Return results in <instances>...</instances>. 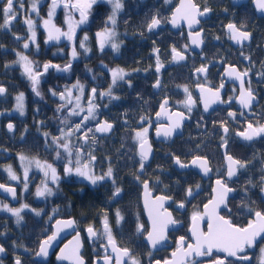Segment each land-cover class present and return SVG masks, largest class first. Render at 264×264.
<instances>
[{"label": "flooded vegetation", "instance_id": "1", "mask_svg": "<svg viewBox=\"0 0 264 264\" xmlns=\"http://www.w3.org/2000/svg\"><path fill=\"white\" fill-rule=\"evenodd\" d=\"M156 1L158 3H155ZM121 2L123 7L116 21L121 18L122 20L134 19L140 14L148 16L143 28L126 29L114 26L116 42L119 45L118 50L123 46L124 38L127 36L133 37L136 48L141 49L136 52V61L130 69L120 66L112 68L125 73L119 86L115 85L113 89L120 86L122 87V90L119 88L120 91L132 89L130 95L133 109L132 124H128L123 117L124 125L119 127L131 131L130 139L135 148L133 168L137 174L135 185L139 209L131 222L134 229L140 225L143 226L144 230L137 232L142 241L147 224L140 207V192L141 184L146 181L153 197L162 195L171 200L165 208L171 212L173 220L179 223L178 227L168 231L166 247L156 252H150L147 249L151 254L148 258H142L139 255L137 261L140 264H151L153 261L169 258L170 253L177 248L180 236H185L189 242L191 241L188 229L192 215L196 212L203 213L204 204L212 199V189L218 187L216 180L226 178L228 165L225 155L233 157L246 167L236 166V175L230 180L226 179L228 187L233 189L226 198L230 211L223 210L222 206L220 214L231 219L238 226H246L247 221L253 219V216L249 214V209L264 211V184L261 183L264 177V136H257L249 141L237 135L238 132L245 131L249 122L254 126L264 125V10L256 6V0H193L201 10L208 8L210 11L198 17L199 23L194 29L187 30L184 25H180L173 30L169 27L168 20L178 0H169L167 3L165 0H121ZM30 4L31 0H23V9H20L17 4L19 14L11 29H0V86L6 89V92L0 95V100L3 101L0 105V113L10 111L14 98L23 93V118L26 115L33 117V123L21 125L22 129L17 133L15 125L17 120L22 119L21 117L11 112L10 116L5 114L0 118V137L11 139L0 141V184L14 187L16 191V198L0 194V202L12 208L28 205L21 212L22 219L19 223L11 213L0 209V246L4 248V252L0 253V264H15L17 257L21 264H66L57 262L56 254L59 247L75 233H78L81 239L80 256L84 264H97V262L103 264L107 238H87L85 230L91 226L98 233H103V222L107 219L116 244L121 248H127L121 244V240H129L127 232L124 233L126 221L123 203L126 199L125 193L128 191L124 184V173L120 167L116 166L111 152L106 149L103 150L100 158L94 154V161H90L91 156L89 155L92 151L86 152L83 156L89 159L91 171H94L97 176L106 173L111 167V178H106L93 185L84 178L78 179L74 174L64 173L63 168L66 161L56 159L54 146L49 144L48 140H39V138L50 137V135L45 137L44 134L39 133V129L43 128L39 125V99L42 94L37 96L32 91L31 82L23 74V68L14 61L18 59L17 52L27 55L33 62L34 69L40 73L39 81H44L48 85L55 84V87L54 85L48 86L46 96L43 95L49 102H54V100L64 102V99L58 97L59 86H62L63 91L64 88L79 83L87 95L93 88L97 89V94L101 91L107 92L112 83V74L109 72L106 57L108 47L104 44L101 49V43L97 41V33L103 32L106 27H112L107 21L111 14V6L102 1L93 4L89 10L87 22L76 29V36L70 42L64 37H61L59 41H47V31L43 27V20L47 19L51 0H39V16L29 11ZM25 16H31L36 22L35 43L28 39L30 34L24 24ZM154 16L161 18V23L156 29L149 31L147 25ZM65 19L63 8H58L53 22L59 23L63 31H67L64 24ZM74 19L79 20V13H74ZM2 23V13H0V24ZM229 23L236 25L238 30L249 33V39L240 43L231 40L227 28ZM190 32L193 36L199 33L201 44L199 51L190 48L188 39ZM85 35L88 37L86 47L89 51L87 52L79 47ZM16 36H20L21 39L17 40ZM25 42L30 45L28 49L23 47ZM73 46L77 52L75 58L71 55ZM173 48L185 56L183 61L171 64ZM97 53L100 55L99 59L96 57ZM158 60L159 72L156 71ZM44 64L59 65L60 69L69 64L71 67L67 71L49 68L47 72H44ZM230 66L241 73L247 72V75L243 77L244 89L245 91L250 90L254 97L248 108H243L236 100L240 92V81L226 75V69ZM200 67L206 68L207 71L197 73L196 69ZM222 83L224 87L221 89ZM39 85L40 83L37 86L38 90ZM199 85L206 88L211 87L213 90L220 89L221 99L228 101L232 98L231 104L227 102L212 104L205 111L203 100L201 99L200 102L197 91ZM185 87L188 93H185ZM53 92L56 95H53ZM119 94L115 95L112 92L111 97L100 96L102 109H107L111 104H116L122 109L128 105L125 92ZM188 95H191L194 101L190 113L184 107V101ZM97 98L96 95L95 100ZM165 100L168 101L167 111L169 113L183 112L188 119L182 124L179 135L166 141L155 140L153 134L157 127L167 126L169 123L166 118H155ZM229 112L234 115L229 116ZM9 121L13 125L10 132L5 127ZM225 127L228 128L227 134L224 132ZM144 128L148 129L147 140L152 149V158L149 162L144 161V168L141 170L140 155L136 150L139 143L134 137L137 131H142ZM29 130H32L30 136L34 140L23 142L22 139L26 137V132ZM225 140H227L226 145ZM74 143L72 140L71 145L73 149H76L81 147L85 141L82 139L80 146L77 147H74ZM188 143L194 148L195 153L191 155L187 150ZM23 144L28 145L29 150H22ZM60 151L63 152V149ZM20 155L28 159L46 161L56 167L60 179L55 184L49 179L48 183L53 190V195L36 196V189L41 186L44 175L34 166L28 174V190H24ZM195 156L208 161L207 166L211 171L207 175L202 169L201 173H198L194 169H178L174 166V159L177 157L183 164H187ZM8 166H12L21 182L8 180L7 173L4 171ZM117 187L121 189V192L113 197V192ZM189 188L193 190L192 196L187 194ZM76 197H85L88 201H93L91 205L93 208L83 214L80 210L76 213ZM180 203L184 204L183 208L178 207ZM33 209L41 214L37 216L35 211H32ZM118 211L122 217L119 222L116 215ZM57 219H72L74 230L72 234L59 241L45 261H39L35 259L39 245L52 233V224ZM201 227L207 230L206 218L201 222ZM129 250L133 255L134 251ZM258 253V247L249 250L250 255L255 256ZM224 256L225 254L214 251L211 257L197 259L201 260L202 264H207L212 263L214 258ZM225 264L228 262L226 261ZM252 264H256L255 259Z\"/></svg>", "mask_w": 264, "mask_h": 264}, {"label": "snow or ice", "instance_id": "2", "mask_svg": "<svg viewBox=\"0 0 264 264\" xmlns=\"http://www.w3.org/2000/svg\"><path fill=\"white\" fill-rule=\"evenodd\" d=\"M98 0H51L50 8L47 13V19L43 20V27L47 31V41H59L61 37H64L66 40L72 42L76 36V29L85 24L88 20L89 10L92 5L97 3ZM102 2H106L111 6V14L108 16V22L112 25L111 28L106 27L102 33H97L98 37H102L101 41V49L105 43H111V47L114 50H118L119 45L113 42V38L116 36L114 31V26L116 25V17L122 9L123 5L121 0H102ZM165 2H169V0H165ZM17 4H19V8L23 9V0H0V13H2L3 23L0 24V29L10 30L14 21L17 20L18 16V8ZM39 0H31L30 9L31 13H35L39 16V8H38ZM256 6L264 10V0H256ZM63 8L65 13V23L68 28L67 31H63L60 27H57L53 22L56 10L58 8ZM210 11L208 8H204L201 10L193 0H181L179 7L175 9V12L172 15L171 23L172 25L178 26L180 21H186L189 29H192L193 25L199 23V16H203L205 13ZM74 13H79V20L74 19ZM161 23V18L158 16L152 17L150 22L147 25L149 31L159 26ZM24 24L27 26V31L30 34L28 39L35 43L36 38V22L31 18V16H25ZM229 30V38L237 43L241 41L249 39L250 34L246 31L238 30L236 25L229 23L227 25ZM190 37H192L193 44H199V33H196L193 36L192 32L189 33ZM16 39H21L20 36H16ZM88 40L87 35L84 36L83 40L80 41L79 47L83 48L85 52L89 51L86 47V41ZM46 41V42H47ZM29 43L25 42L23 47L25 49L29 48ZM18 59L14 61L15 64L20 65L23 68V74L27 76L29 81L31 82L32 91L40 96L37 86L40 83L39 75L40 73L34 69L33 62L29 60L28 56L22 54L20 52L16 53ZM72 57L75 58L77 56V52L75 46H73V50L71 53ZM173 59L174 60H184L185 56L180 52L173 48ZM71 65L65 66V68L60 69L59 65L52 64H44L43 71L47 72L49 68H56L57 70L67 71ZM156 71H160L159 60L157 61ZM197 73H205L207 70L204 67H200L196 69ZM226 75L229 78L240 81V92L239 96L236 97L237 102L243 107H250L253 100V93L249 91H245L244 89V79L243 77L247 75V72H239L234 67L230 66L226 69ZM125 77V73L122 70H114L112 72V85H116L118 81H122ZM157 85H159V81H157ZM224 87L223 83L220 85L222 89ZM74 89L79 90L83 93V86L79 83L73 85ZM199 90L201 92V99L203 100L204 110L207 111L212 104L216 103H229L231 104L232 98H229L228 101H224L221 99L220 89L213 90L211 87H204L203 85H199ZM185 93H188V89L185 87ZM6 92V89L3 86H0V94ZM56 95L55 92L52 93ZM73 92L71 90H65V92L60 93V98L67 99L69 104L72 103L71 97ZM97 95V89H91V95L88 97V108L86 110V115L81 116V113L85 111V109L81 106L80 96H76L75 107L69 110L67 116L63 118L61 121L67 126L74 124L73 130L65 131L64 129H59L61 135L58 137H53L51 140V144L54 146L53 151L56 152L57 160L66 161L63 171L66 175H71L75 173L76 176L82 177L91 184L96 185L99 181H103L106 178L112 177V168L109 167L106 173H102L97 176L94 171H90V164L84 163L81 159L83 149L76 148L73 149L71 145V137L76 133H80V136H77V139H84L85 143L88 140V133L93 132L91 127H88L89 122L97 121V125L95 127V132L105 133L108 132L112 125L104 122L101 124L97 120L96 114V105L93 103L94 99ZM101 97L104 95L112 96V88L111 86L107 90V92H101L99 94ZM114 98V97H113ZM16 110L21 114L24 113V105L23 99L24 94L20 93L16 96ZM168 101L165 100L160 108L161 110L156 113L157 118H166L168 120V125H161L157 128V135L159 136L163 133L164 136H171L172 133L178 129L181 125V121L184 119L183 112H175L169 113L167 111ZM194 106V101L192 100L191 95L187 96V99L184 101V107L190 113L192 111V107ZM67 105H61L62 110L66 108ZM232 112H229V116H233ZM71 116L80 117L79 122H73L70 120ZM143 119V118H142ZM13 128L12 124L8 125V129L11 131ZM147 132L148 129L144 128L142 131H137L135 133L134 139L139 143L140 148V168L143 170L144 161L148 159L149 154V146L147 141ZM225 134L228 132V128H224ZM45 137H48L49 134L45 133ZM238 136L242 137L245 140H253L254 137L264 136V125L257 124L254 126L251 122L247 124V128L245 131L238 132ZM224 144H227V140L224 141ZM63 149V152L60 151ZM19 160L21 161V166L23 168V184L24 190H28V180H29V171L33 168V166L42 171L44 175V179L41 182V186L36 189V196H51L53 195V190L48 186L49 179L52 183H58L60 177L57 173L56 167L53 166L52 163L41 162L38 159H28L27 157L20 155ZM95 157L91 156L90 161H94ZM227 160L229 161L227 175L226 178H218L216 180V185L212 189L213 196L212 199L208 201V203L204 204L203 213L196 212L191 217V242H189L185 236H180L177 241V248L172 252V259L165 260L164 264H202V261L197 258L203 257H211L213 252L224 253L225 256L223 258H214L212 264H225L227 261L228 264H252L253 259H255L256 264H264V211H253L249 209V214L253 216V219L247 221L246 226H238L233 223L231 219L225 218V216L221 215V207L223 206V210L230 211L228 209V205L226 202V198L230 192L233 191L232 188L228 187L226 183V179L230 180L233 176L236 175V166L241 168L246 167L245 164L240 161L234 160L233 157L227 156ZM175 164L179 165L181 168L188 167V165L183 164L180 159L175 158ZM191 164L193 166L200 167L204 174L207 175L211 169L207 166L208 161L200 156H196ZM7 173V178L9 181L21 182L20 177L13 170L12 166H8L4 169ZM114 183V182H113ZM261 183L264 184V177L261 179ZM145 188V208L148 211L149 219L151 221V231L147 232V240L150 242L153 248L156 247L157 244L166 240V231L169 225H175L177 221L173 220L171 217V213L164 208V202L168 199L165 196H158L154 200L147 199L148 193V183L144 182ZM199 188V186H197ZM0 190H3L6 193H10L13 198H16V191L14 187L7 186L5 184H0ZM121 192L119 187L115 188L113 192V197L118 196ZM187 194L189 196L193 195V190L189 188L187 190ZM28 205H23L21 208H12L7 204H3L0 202V209L11 213L13 216L17 218V223L22 219L21 212L24 208H27ZM178 207L183 208L184 204L180 203ZM35 211L36 215L39 216L41 213L39 211ZM117 221L119 222L122 217L120 216L119 211L116 213ZM207 219V230L205 231L201 227V222ZM74 221L66 220L56 221V230L45 240L40 243L39 250L37 251V256L47 257L49 248L52 246L53 242L57 240L60 232L66 228L72 227ZM143 226L140 225L137 228V232H141ZM87 232L89 238L94 237H106L107 245L104 246L105 256L103 257V264H140L139 261L135 260L132 257V253L127 248H120L111 233L109 228V224L107 219L103 222V233H98L93 227L89 226L87 228ZM111 247L114 256L108 255L107 250L108 247ZM259 248L258 255H250L249 250ZM80 249V237L79 234L74 237L72 241L69 242L68 245H65L63 249L60 251V255L57 256L58 260H71L72 264H84L82 257L79 254ZM4 252L3 246H0V253ZM127 258V259H126ZM15 264H21L19 257H17ZM99 264V262H97ZM159 264V262H157Z\"/></svg>", "mask_w": 264, "mask_h": 264}, {"label": "trees", "instance_id": "3", "mask_svg": "<svg viewBox=\"0 0 264 264\" xmlns=\"http://www.w3.org/2000/svg\"><path fill=\"white\" fill-rule=\"evenodd\" d=\"M155 3H158L157 1ZM157 5V4H156ZM148 16L144 14H140L138 17L134 19H126L122 20V18L116 21L117 27H122L126 29H133L134 27L143 28L145 26V23L147 22ZM138 50H141L140 48H136L133 37H125L124 38V44L121 46V48L116 51L112 52V50L108 49L106 53L107 57V64L109 67L111 66H120L125 69H130L132 67V64L136 61L137 55L136 52ZM97 59H99L100 55L96 54ZM132 80V75L130 76ZM60 81V85H61ZM55 84H46V82L42 81L39 85V92L42 94V97L39 99V125L42 126V129H39V133L45 134L48 133L50 137L48 138H39V140H48V143H51V140L53 137H58L61 135L59 129H64L65 131L73 130L74 124L69 125L66 127L64 123L61 121L65 116L68 115L70 110V104H65L63 101H57L54 100V102H49L48 99L44 96H46L47 93V87L52 86ZM21 86V85H19ZM116 86H119L118 84ZM122 88L121 86L117 89H113V94L120 95V92H125V99L128 105L124 106V108H118L116 104H111L107 109H100L98 113V118H105L108 121H111L115 125L114 132L107 137H96L93 132L88 133V140L87 142L91 143V151L93 154L98 155L99 157L103 154V150L106 149V151H110L111 155L113 157V160L115 161L116 166L120 169H122L125 177L124 184L126 185V188L128 191L125 193L126 199L123 203V213L125 216V232H127V238L129 236V240H121L122 246H125L129 249H131L134 252L138 251V254L142 258H148L151 254L148 252L145 244L141 241L139 234L137 233V228L134 229V226L131 222L132 218L137 215L138 212V193L137 188L135 185V178L137 176L135 169L133 168L135 166L134 162V154H135V148L134 143H132L130 139V130H124L119 128L120 126L124 125L122 122L123 117L127 120L128 124H132V100L130 98V95L132 94V89L120 91ZM59 92H62V86H59L58 88ZM122 90V89H121ZM44 95V96H43ZM3 101L0 100V105H2ZM61 105H67L66 108H63L62 110H59L61 108ZM110 105V104H109ZM26 115L21 120L16 121V127L15 131L16 133L19 132L22 128L21 125H29L33 123V117ZM70 120L73 122H79L80 117L71 116ZM97 122L94 121L91 124H88V127L93 126V124ZM32 130L26 132V137H24L22 140L23 142L34 140L30 133ZM51 134L53 137L51 138ZM80 133H76L73 137H71V142L74 140V142H82V139H77V136H79ZM16 140V138H14ZM13 139V141H14ZM6 140H11L9 138L0 137V141L4 142ZM22 150H29V146L26 144H23L21 146ZM187 150L189 155L195 153L194 148L188 143ZM94 202H90L87 200V198L82 197H76L75 198V205H76V213H79V210L81 213H85V211H88L89 209H92L93 206H91ZM128 230V231H127ZM129 233V235H128ZM134 233V234H133Z\"/></svg>", "mask_w": 264, "mask_h": 264}, {"label": "water", "instance_id": "4", "mask_svg": "<svg viewBox=\"0 0 264 264\" xmlns=\"http://www.w3.org/2000/svg\"><path fill=\"white\" fill-rule=\"evenodd\" d=\"M180 3H181V0H178V3H177V5L174 7L173 12H172V14H171V16H170V18H169V20H168V25H169V27H170L171 29H173V30H175L176 28L180 27V25H184V26L186 27V29L189 30V27H188L186 21H180V22H179V25H178V26H175V27H174V26L172 25V23H171L172 15H173V13L175 12V9H176L177 7H179ZM196 26H197V24H196V25H193L192 29H194ZM156 28H157V27H156ZM156 28H154V29H156ZM147 29H148V28H147ZM188 39H189V43H190V44H189V45H190V48H191L192 50H194V51H199V47H200L201 44H200V43H199V44H193V43H192V37H190V35H188ZM181 61H183V60H174V59H173V61H172L171 64H174V63H176V62H181ZM196 90H197V89H196ZM197 91H198V93H199L200 102H201V92H200L199 89H198ZM3 94H4V93H3ZM3 94H0V95H3ZM90 95H91V90H90L89 93H88V97H89ZM87 101H88V99H87ZM160 110H161V108L159 109V111H160ZM159 111H158V112H159ZM155 118L158 119L157 116H155ZM187 119H188V118L184 116V119L181 121V125H180V127H179L178 129H176V130L172 133L171 136H164L163 133H161V134L158 136V135H157V131H156L157 129H156V130L154 131L153 138H154L155 140L166 141V140H168V139H171V138H173V137L179 135L180 132H181L182 124H183L185 121H187ZM98 121L101 122V124L104 123V122H107L108 124H111L112 127H111V129H110L108 132H105V133L95 132V127H96V125H97V122H96V123L94 124V127H93L94 134H95L96 136H98V137L109 136V135L112 133L113 129H114V124H113L112 122L106 120L105 118H100ZM9 124H12V122H10V121L7 122L6 125H5V127H6L7 131L10 132V130L8 129V125H9ZM157 128H158V127H157ZM12 129H13V128H12ZM11 131H12V130H11ZM147 141H148V140H147ZM148 146H149L150 151H149L148 159L146 160V162H149V161L151 160V158H152V149H151V147H150V145H149V141H148ZM136 150H137V153L139 154V152H140L139 144H137ZM227 156H228V155H225V161H226V164L228 165V164H229V161L227 160ZM195 157H196V156H195ZM195 157L191 158L190 161L186 164V165H188V167L181 168L179 165L175 164V159H174V166L177 167L178 169H194V170H196L198 173H201V168H200V167H198V166H193V165L191 164V161H192ZM147 193H148L147 199H149V200H154L156 197H158V196H162V195H157V196H154V197H153V196H152V193H151V191H150L149 189H147ZM0 194H2V195H7V196H10V195H11L10 193H6V192H4L3 190H0ZM145 199H146V196H145V188H144V182H143V183L141 184V192H140V207H141V209H142V212H143V215H144V218H145L146 224H147V230H146L145 234H144L143 237H142V241H143V243L145 244V246L147 247V249H148L150 252H156V251H159L160 249L166 247L165 244H166V242H167V233H168V231H170L171 229H174V228L178 227L179 223H176L175 225H169V227H168V229H167V231H166V240L163 241V242H161V243H159V244H157L156 247L153 248L152 245L150 244V242H148V240H147V232H148V231H151V221H150V219H149L148 211H147V209L145 208ZM170 201H171V200L168 198V199L164 202V208H165V205L168 204ZM165 209H166V208H165ZM167 211H168L169 213H171L169 210H167ZM171 217H172V215H171ZM172 219H173V217H172ZM57 220L66 221V220H72V219H57ZM57 220H56V221H57ZM56 221H54L53 224H52V233L56 230ZM72 221H73V220H72ZM190 228H191V220H190V225H189V229H188V231L190 230ZM73 230H74V224H73L72 227H70V228H66V229H64L63 231L60 232L59 236L57 237V240L54 241L53 244H52V246L49 248L48 256H49V254L51 253V251H52L55 247H57L59 241H60L62 238H64L65 236H68V235L72 234ZM52 233H51V234H52ZM85 233H86V237L89 238V235H88L87 229L85 230ZM51 234H50V235H51ZM76 235H77V233L73 234V235L69 238V240H67L66 242H64V243L59 247V249H58V251H57V254H56V261H57V262H59V263L62 262V263H66V264H72V261H71V260H58V259H57V256L60 255V251H61V249H63V248L65 247V245H68L69 242L72 241ZM189 236H190V239H191V232H190V231H189ZM90 239H94V238H90ZM44 240H45V239H44ZM41 242H42V241H41ZM190 242H191V241H190ZM107 243H108V242H107ZM106 245H107V244H106ZM39 247H40V245H39ZM120 248H121V247H120ZM81 249H82V244H81V239H80V249H79V254H80V252H81ZM38 250H39V248H38ZM175 250H176V249H175ZM175 250H174V251H175ZM214 251H215V250H214ZM172 252H173V251H172ZM172 252L170 253V257L167 258V259H165V260H170V259H172V256H171ZM104 253H105V252H104ZM107 253H110L112 256L115 255V253L112 252L110 246L108 247ZM218 253H219V252H218ZM223 254H224V253H223ZM48 256H47V257H48ZM47 257L37 256V255H35V259H37V260H39V261H45V260L47 259ZM126 259H127V258H126ZM165 260H162V261L156 260V261L151 262V264H157V262H159V264H164V261H165ZM83 261H84V260H83ZM207 264H212V263H207Z\"/></svg>", "mask_w": 264, "mask_h": 264}, {"label": "rangeland", "instance_id": "5", "mask_svg": "<svg viewBox=\"0 0 264 264\" xmlns=\"http://www.w3.org/2000/svg\"><path fill=\"white\" fill-rule=\"evenodd\" d=\"M98 1H102V0H98ZM107 21H108V18H107ZM56 24V26L57 27H59V23L57 24V23H55ZM64 24H65V27H66V29L68 28V26H67V24L64 22ZM108 24H109V26L111 25L109 22H108ZM99 33H102V32H99ZM102 37H97V41H99V43H101V41H102ZM116 39H117V37L115 36L114 38H113V42H115V43H117L116 42ZM105 44H107V47H108V49L110 48V50H112V52H116V50H114L112 47H111V43H105ZM112 68H115V66L114 67H109L108 66V69H109V72H110V74H112V72L114 71V70H119V69H112ZM111 70V71H110ZM119 82H121V81H118L117 83H116V85L117 84H119ZM73 85H75V84H73ZM73 85H70L68 88H64V90L62 91V92H65V90L67 89V90H71L72 92H73V95H72V97H71V100H72V103L70 104V109L71 108H73V107H75V103H76V100H75V98H76V96H80L81 97V100H80V104H81V106L85 109V111L83 112V113H81V116H83V115H86V110H87V108H88V102H87V98H88V95H87V92H85V90L83 91V93H81L79 90H77V89H74L73 88ZM110 86H111V88H112V90H113V87L115 86H113L112 85V83L110 84ZM109 88V87H108ZM84 89V88H83ZM62 92H59V98H60V93H62ZM102 92V91H101ZM97 100H95L94 99V101H93V103L96 105V114H97V116H98V113H99V111H100V109L102 108L101 107V105H100V99H102L101 97H100V95L99 94H97ZM100 97V98H99ZM16 98V97H15ZM14 98V101L12 102V107H11V109H10V111H8V112H3V113H0V118L1 117H3V115H9L10 116V114H11V112L12 113H14L15 115H17V116H19V117H21V118H23V114H21L19 111H17L16 110V105H17V101H16V99ZM61 99V98H60ZM102 101V100H101ZM64 103L65 104H69V102H68V100L67 99H64ZM98 118V117H97ZM92 122H94V121H91V122H89L90 124L92 123ZM81 135V134H80ZM79 135V136H80ZM80 144L81 143H78V142H75L73 145H74V147L76 146H80ZM91 143L90 142H87V143H84L81 147H78V148H82L83 149V152H82V156H81V159H82V161L84 162V163H89V159H85L84 158V154L86 153V152H90L91 151ZM94 154L92 153V152H90V155L89 156H93ZM95 156H97V157H99L98 155H95ZM100 158V157H99ZM101 162H100V160H98V164H100ZM90 164V163H89ZM98 168H99V166H97ZM89 170L91 171V166H90V168H89ZM74 175H75V173H73ZM75 177L76 178H78V179H82V177H79V176H76L75 175ZM132 257H134L135 258V260H138V257H139V254H138V251L137 252H134L133 253V255H132ZM137 257V258H136Z\"/></svg>", "mask_w": 264, "mask_h": 264}]
</instances>
